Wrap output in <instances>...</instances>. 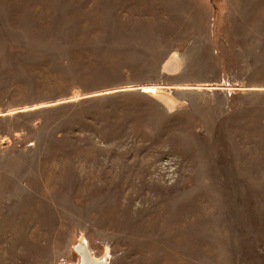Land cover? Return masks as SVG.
<instances>
[{"label":"rangeland","instance_id":"obj_1","mask_svg":"<svg viewBox=\"0 0 264 264\" xmlns=\"http://www.w3.org/2000/svg\"><path fill=\"white\" fill-rule=\"evenodd\" d=\"M82 242L264 264V0H0V264Z\"/></svg>","mask_w":264,"mask_h":264},{"label":"bare ground","instance_id":"obj_2","mask_svg":"<svg viewBox=\"0 0 264 264\" xmlns=\"http://www.w3.org/2000/svg\"><path fill=\"white\" fill-rule=\"evenodd\" d=\"M176 63V60L173 59ZM161 96H163V94L160 93ZM86 246L84 245V243L82 242L79 247L77 248L78 252L80 253V264H102L101 261H96L93 259H89L90 254L87 250V248H85Z\"/></svg>","mask_w":264,"mask_h":264}]
</instances>
